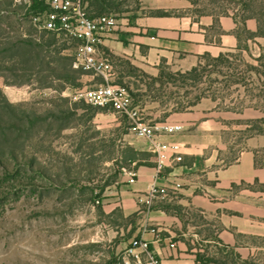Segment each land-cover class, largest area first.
Returning a JSON list of instances; mask_svg holds the SVG:
<instances>
[{"label": "rangeland", "instance_id": "obj_1", "mask_svg": "<svg viewBox=\"0 0 264 264\" xmlns=\"http://www.w3.org/2000/svg\"><path fill=\"white\" fill-rule=\"evenodd\" d=\"M116 3L120 15L136 7L133 0ZM202 6L245 14L241 0H205ZM253 7L263 15L264 0ZM34 12L0 0V264H124L122 242L136 219L106 211L117 203L110 193L129 167L132 151L124 139L128 132L135 136L132 122L73 99L77 86L103 80L75 68L76 42L39 29ZM110 59L111 82L129 89L146 122L150 111L163 115L202 105L220 113V166L243 149L258 150L264 162V52L252 58L237 53L223 62L201 59L196 77L174 75L162 84L151 78L159 73ZM64 76L69 80L59 78ZM232 188L263 191L264 184ZM180 189L170 194L179 219L172 242L191 264H264V205L202 209L185 202ZM248 195L264 201V195Z\"/></svg>", "mask_w": 264, "mask_h": 264}, {"label": "crops", "instance_id": "obj_2", "mask_svg": "<svg viewBox=\"0 0 264 264\" xmlns=\"http://www.w3.org/2000/svg\"><path fill=\"white\" fill-rule=\"evenodd\" d=\"M133 1L136 7L132 11L106 15L109 29L103 36V51L114 58L127 59L153 76L159 73L161 65L175 72H186L197 66L204 56L217 58L240 53L252 58L264 52V37L256 35L258 21L255 18L241 21L234 9L206 10L202 6L205 0L198 3L191 0ZM201 106L185 111L169 110L163 115L154 111L148 114L151 125L182 126L172 133L158 132V140L168 146V159L160 173L155 168L157 157L149 143L139 138L133 127L130 131L135 136L128 135L130 132L125 136L129 148L145 152L151 158L127 159L129 167L122 168L119 182L110 193L116 196L117 203L106 213L118 209L125 218L136 219L135 222L132 219L133 224L127 229L130 237L122 242L124 264H137L128 251L134 239L148 241L150 250L164 264H191L181 248L170 246L174 227L179 222L172 210L176 197L170 195L177 183L182 185L180 192L186 196L185 202L197 208L239 204L244 209L247 204H253L260 209L264 205L263 199L252 202L248 195L254 193L261 197L264 191L243 189L235 193L232 188L237 183L264 184V169L255 166L254 151L243 149L235 161L220 166L218 152L223 128L220 113ZM178 156L182 158L180 161L176 160ZM123 169L136 173L135 182H129ZM201 177H206L207 181L201 182ZM153 182L166 189L164 199L149 201L146 198ZM135 252L140 253V250ZM141 257L144 261L145 256Z\"/></svg>", "mask_w": 264, "mask_h": 264}, {"label": "built area", "instance_id": "obj_3", "mask_svg": "<svg viewBox=\"0 0 264 264\" xmlns=\"http://www.w3.org/2000/svg\"><path fill=\"white\" fill-rule=\"evenodd\" d=\"M43 7L32 15V21L39 29L63 34L76 41L73 53V66L102 78V82L94 87L74 89L72 97L75 101H86L92 106L112 109L125 115L132 122V127L139 138L146 140L151 151L156 154V170L160 173L168 159V146L158 140V132L172 133L182 129L181 125L147 123L141 110L133 102L129 89L123 85L111 82L114 73L113 64L109 56L103 52V36L109 29V19L106 15L92 16L87 11L86 0H38ZM15 4H25L32 7V0H14ZM180 156L176 160L180 161ZM129 176V182H135L136 173L123 169ZM182 185L175 184L176 189ZM166 189L155 182L150 185L146 198L164 199ZM170 246L175 247L174 243ZM139 249L140 253L135 250ZM137 264H164L151 250L148 241L134 239L128 249ZM141 255H144V261Z\"/></svg>", "mask_w": 264, "mask_h": 264}, {"label": "trees", "instance_id": "obj_4", "mask_svg": "<svg viewBox=\"0 0 264 264\" xmlns=\"http://www.w3.org/2000/svg\"><path fill=\"white\" fill-rule=\"evenodd\" d=\"M32 1H33V5L31 7L32 10L36 11L37 9L43 7V5L38 0H32ZM191 1L193 3H198L200 0H191ZM255 1H257V0H241L242 12L245 13V14H243V16H239L238 14H236V17L239 18L241 21H244L247 18H255L258 21V25H259L256 35L264 37V13H263V15H259V14L253 13V8H254L253 6L255 4ZM86 3H87V11L92 16L109 15L112 12H117V8L119 6V4L116 3L115 0H86ZM51 34H53L54 37L56 36L57 38H61L62 40H65V41L72 40V39L66 37L63 34H61L59 36L57 34H55V33H51ZM72 41H75V40H72ZM104 54L106 56H109L110 58L116 59V60H118L120 62L121 61L124 62V64H126L128 67H130L133 70L142 71L141 69H139L136 66H134L127 59L114 58V57L110 56L106 52H104ZM234 55L235 54L220 55L217 58H212L210 56H204V57H202V59H209V60L214 61V62H223V61L228 60L230 57H233ZM199 65H200V63L197 66L193 67L191 70L186 71V72H173V71H171V69L169 67H167L165 65H161L160 69H159V75L157 77H151V78L155 82H158L159 84H162V80L163 79H167V80L168 79H173L174 75H178V76H181V77H190V76H195L196 77L198 69H199L198 68ZM59 78H63L65 80H67V81L69 80V78L67 76L59 77ZM77 88H80V87L77 86ZM77 88H75V89H77ZM175 111H178V110H175ZM183 111H185V110H183ZM263 123H264V121H263ZM259 130H260L261 134H264L262 128H259ZM131 151H132V156L126 157V159H137V158L143 159V158H140V156L141 155H147V153H145V152H134L132 149H131ZM254 153H255V166L257 168L264 169V162L261 161L260 159H258L259 151L256 150ZM255 183H258V182H255ZM248 186L250 187V185H248ZM263 191H264V189H263Z\"/></svg>", "mask_w": 264, "mask_h": 264}]
</instances>
